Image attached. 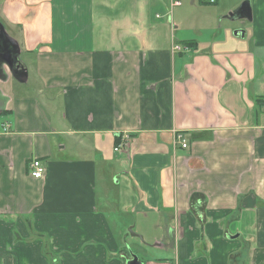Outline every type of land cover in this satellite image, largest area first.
I'll list each match as a JSON object with an SVG mask.
<instances>
[{
	"label": "crops",
	"instance_id": "0c3cea01",
	"mask_svg": "<svg viewBox=\"0 0 264 264\" xmlns=\"http://www.w3.org/2000/svg\"><path fill=\"white\" fill-rule=\"evenodd\" d=\"M174 1L0 0L28 71L0 70V264H127V211L153 263L264 264V30L204 48Z\"/></svg>",
	"mask_w": 264,
	"mask_h": 264
},
{
	"label": "rangeland",
	"instance_id": "374dc122",
	"mask_svg": "<svg viewBox=\"0 0 264 264\" xmlns=\"http://www.w3.org/2000/svg\"><path fill=\"white\" fill-rule=\"evenodd\" d=\"M203 1L181 0V4L184 2L183 6L181 5L178 9L176 8V10L173 8L175 10L174 25H177V28H179L180 31L188 34L189 36L191 35L192 38L199 42L201 47L205 48L213 45V43L221 37L224 31L227 33L228 30H233V34L236 35V30H247L249 33L264 30L263 26H258V24L254 21L249 22L247 19L231 20L230 18L221 17L223 15L219 14L220 12L215 8L217 4H210ZM235 1L240 2V5L245 0H219L218 5L231 4ZM113 195L114 191L112 190L110 200V204L112 206H114ZM115 219L124 230V235L122 236L125 237L131 245L132 249L128 247V252L130 254L132 250V252L141 257L146 264H154L153 262H155L157 258H171L174 250L171 248H161L157 246L154 239H152L154 234L147 231L148 227L146 225L148 221L152 222L153 225L154 222L152 220L155 219V216L147 219L145 216H140L132 211H127L115 213ZM132 226L133 228L131 231L130 227ZM133 233L140 234L142 239L136 237ZM128 252L127 257H130Z\"/></svg>",
	"mask_w": 264,
	"mask_h": 264
},
{
	"label": "water",
	"instance_id": "95a60500",
	"mask_svg": "<svg viewBox=\"0 0 264 264\" xmlns=\"http://www.w3.org/2000/svg\"><path fill=\"white\" fill-rule=\"evenodd\" d=\"M252 6L250 0L243 1L236 9L228 14L231 20L248 19L252 20ZM236 35L243 36V30L235 31ZM7 68L11 76L19 82H25L28 79V71L25 63L21 59V48L18 41L13 38L6 30L2 21H0V70ZM132 231V228L130 229ZM142 239L138 233H133ZM127 264H144L139 256L131 252V257Z\"/></svg>",
	"mask_w": 264,
	"mask_h": 264
},
{
	"label": "built area",
	"instance_id": "2783aa9c",
	"mask_svg": "<svg viewBox=\"0 0 264 264\" xmlns=\"http://www.w3.org/2000/svg\"><path fill=\"white\" fill-rule=\"evenodd\" d=\"M210 2H214L215 0H209ZM176 5H180V1L179 0H175L174 1ZM185 49H189V47H184ZM175 49L176 50H181L183 49L182 45H175ZM9 129V122L3 124V130L6 132ZM178 139L181 140L182 142V146L183 147H187L188 143L186 141V139L183 137L182 134H178ZM127 146V137L125 136L122 140L121 143H119L116 147H115V151H122L123 149H125ZM46 172V168L43 164V162L40 159H34L31 161L30 163V174L34 177V178H43ZM149 264V263H147ZM157 264V263H154Z\"/></svg>",
	"mask_w": 264,
	"mask_h": 264
},
{
	"label": "trees",
	"instance_id": "16d2710c",
	"mask_svg": "<svg viewBox=\"0 0 264 264\" xmlns=\"http://www.w3.org/2000/svg\"><path fill=\"white\" fill-rule=\"evenodd\" d=\"M187 43H191V42H188L186 41ZM195 43V42H194ZM192 44V43H191ZM258 102L260 105H264V99H258Z\"/></svg>",
	"mask_w": 264,
	"mask_h": 264
}]
</instances>
